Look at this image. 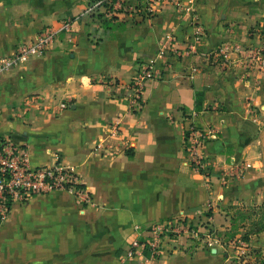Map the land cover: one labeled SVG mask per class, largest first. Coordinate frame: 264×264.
<instances>
[{
    "label": "crops",
    "instance_id": "0c3cea01",
    "mask_svg": "<svg viewBox=\"0 0 264 264\" xmlns=\"http://www.w3.org/2000/svg\"><path fill=\"white\" fill-rule=\"evenodd\" d=\"M92 1L0 0V58L75 18L43 55L0 75V139L21 144L33 166H70L91 195L16 203L0 264H122L136 224L186 215L225 231L233 206L264 203V53L253 55L264 0H117L85 15ZM143 64L154 76L132 112ZM192 123L208 135L206 174L187 147ZM212 244L179 236L153 264H232Z\"/></svg>",
    "mask_w": 264,
    "mask_h": 264
},
{
    "label": "built area",
    "instance_id": "2783aa9c",
    "mask_svg": "<svg viewBox=\"0 0 264 264\" xmlns=\"http://www.w3.org/2000/svg\"><path fill=\"white\" fill-rule=\"evenodd\" d=\"M117 0H93L84 10L85 15L109 11L117 6ZM177 5H181L177 2ZM75 18H64L60 26H48L41 30L33 39L20 44L9 56L0 58V75L21 65L33 56H41L52 47L61 33L71 32ZM167 47L161 46L159 56L166 54ZM264 66V56L260 58ZM154 76L153 66L143 64L131 80L128 92V106L132 112L141 110L144 103V92L147 81ZM113 86V81H108ZM66 104H62L65 107ZM118 119L114 125L119 126ZM208 135L192 123L186 131V143L192 154L195 166L207 173L208 164L203 156V149ZM249 166V164H248ZM245 168H238L244 173ZM66 191L78 202L89 204L91 195L81 176L70 166L59 162L53 165L33 166L25 148L12 140L0 139V227L8 219L16 203H25L37 195H45L53 191ZM219 197L218 200H222ZM215 201L209 200L205 211L215 207ZM135 237L128 242L120 255V262L126 264H153L164 254L168 246L179 236L204 242H218L210 221L196 222L193 218L180 215L156 220L148 224H136L133 229Z\"/></svg>",
    "mask_w": 264,
    "mask_h": 264
},
{
    "label": "rangeland",
    "instance_id": "374dc122",
    "mask_svg": "<svg viewBox=\"0 0 264 264\" xmlns=\"http://www.w3.org/2000/svg\"><path fill=\"white\" fill-rule=\"evenodd\" d=\"M261 33L264 38V28H261ZM262 42L263 45L258 47L259 50H254L253 55L261 56L260 52L264 53V40ZM229 215L232 218L229 229L216 232L214 236L218 242H211L212 246L221 242L223 244L221 250L231 256L232 263L240 255L251 253L252 249H264V203L259 205L240 203L233 206ZM245 236L248 238L247 240Z\"/></svg>",
    "mask_w": 264,
    "mask_h": 264
},
{
    "label": "trees",
    "instance_id": "16d2710c",
    "mask_svg": "<svg viewBox=\"0 0 264 264\" xmlns=\"http://www.w3.org/2000/svg\"><path fill=\"white\" fill-rule=\"evenodd\" d=\"M245 239L248 238L245 236ZM250 252L249 254L240 255L232 264H264V249L256 248Z\"/></svg>",
    "mask_w": 264,
    "mask_h": 264
}]
</instances>
